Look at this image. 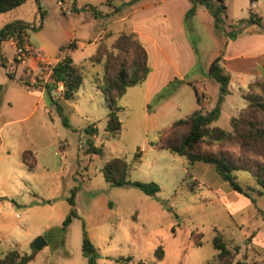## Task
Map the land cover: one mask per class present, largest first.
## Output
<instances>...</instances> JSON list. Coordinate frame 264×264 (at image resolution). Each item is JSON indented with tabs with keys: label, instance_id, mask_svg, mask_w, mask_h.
Returning a JSON list of instances; mask_svg holds the SVG:
<instances>
[{
	"label": "rangeland",
	"instance_id": "1",
	"mask_svg": "<svg viewBox=\"0 0 264 264\" xmlns=\"http://www.w3.org/2000/svg\"><path fill=\"white\" fill-rule=\"evenodd\" d=\"M105 1L70 0L69 4L75 3L79 9L66 14L58 0H29L13 11L0 14V27L9 21L28 23L35 28L28 32L35 48L44 47L54 60L61 56L62 47L71 37L87 39L86 47L76 52L75 57L80 60L95 53V45L90 43L98 41L99 35L105 36L108 24L83 8L92 5L99 9ZM223 1L227 7V30L252 12V0ZM253 1L264 17V0ZM201 29L195 31L192 25L189 27V39L199 58L186 81L167 87L162 91L164 97L155 96L149 107L143 87H131L119 102L122 127L117 133L106 131L109 108L93 81L98 74L103 75L102 64L87 62L80 90L65 102L72 127L63 125L55 109L45 101L38 116L26 123L30 128L33 125L32 136L18 139L20 144L42 142L44 148L37 155L36 174H29L20 186L14 187V204L6 202L0 259L2 253L17 249L25 257L24 264H89L83 254L85 222L89 238L99 253L97 264H123L117 261L120 258H130L126 264H211L218 255L213 244L217 234L233 250L240 248L238 259L247 264H264V195L259 194L254 176L248 171L235 172L243 188L255 189L250 191L253 202L234 191L213 165L198 162L190 166L185 157L156 147L157 126L186 118L198 109L196 89L209 92L201 96L203 112L215 106L212 93H218L219 84L191 82L195 76L203 75L202 70L215 53V45L217 49L207 27ZM60 90L57 96L61 95ZM248 91L249 88L243 92V98ZM170 98L173 105L166 112L153 114L161 101ZM243 98L233 102L238 107L248 104ZM228 118L226 113L218 125H230L232 130L234 117L230 124ZM91 125L96 126L93 130H98L96 137L86 132ZM212 126L215 127L214 123ZM186 131L181 128L179 136ZM90 143L102 148L103 153H88ZM203 148L216 150L218 146ZM227 149L239 154L235 146ZM117 157L131 165L130 180L156 182L161 191L150 196L138 187H119L108 182L103 167ZM75 187L80 188L75 205L78 217L64 230L63 222L72 208L68 198ZM40 237L45 238L47 245L38 250L34 242ZM196 239L202 242L201 246L196 245Z\"/></svg>",
	"mask_w": 264,
	"mask_h": 264
},
{
	"label": "trees",
	"instance_id": "2",
	"mask_svg": "<svg viewBox=\"0 0 264 264\" xmlns=\"http://www.w3.org/2000/svg\"><path fill=\"white\" fill-rule=\"evenodd\" d=\"M27 1L29 0H0V14L13 11ZM137 1L131 0L128 5H132ZM191 2L192 7L187 12L186 18L190 19L196 14L199 3L205 4L215 18L216 28L225 34L228 41L236 40L247 26L251 24L259 26L264 31L261 18L257 17L253 12H251L249 18L241 19L237 23L231 24L229 30H227L225 28L226 6L223 0H218L217 2L213 0H191ZM83 10H89L95 14L98 13L97 8L92 5L85 6ZM29 27L22 21H15L6 25L0 31V42ZM75 47V42L72 41L62 47L61 50L65 52ZM222 55L215 58L210 66V76L220 85L219 96L215 106L207 112H203L199 108L190 116L179 119L159 130V141L156 147L166 148L172 153L185 157L190 166H194L198 162L213 165L220 177L228 182L234 191L251 198L254 202L255 200L252 198L250 191L254 192L255 189L243 188L235 172H250L259 187V194L264 195V75L249 85V91L244 95L248 104L238 117L232 119V130H226L218 126L213 127L212 124L221 117L222 105L225 97L229 94L231 81V75L220 63ZM88 62L103 65V75L100 77L98 74L93 81L103 93L109 108L106 131L109 134L117 133L122 127L119 117V102L125 97L128 88L145 83L152 70L148 51L140 41L137 33L123 32L117 36L114 42L109 43L107 40H101L97 53ZM87 64H75L72 56L67 53L64 59L59 61L54 67L53 82L44 86L49 102L67 127L72 126L65 114V108L57 96L58 84L64 85L61 95L65 100L74 98L83 84L85 69L88 68ZM0 66L6 67L2 61L1 49ZM8 76L12 78L10 73H8ZM181 82L183 80L175 79L169 87ZM35 85L43 88L37 83ZM196 95L197 102L201 105V95L197 89ZM156 97L157 99H162L164 92L157 94ZM181 128H185L187 131L180 137L179 130ZM86 131L90 135L97 132L93 130V126H89ZM205 145L208 147L218 146V148L216 150L203 148ZM228 146L237 147L239 154L227 149ZM87 152L91 155L102 154L103 149L90 143ZM137 157L141 158L140 152L137 153ZM22 161L30 170H33L37 165V158L31 151L23 153ZM131 168V165L125 159L117 157L109 160L104 165L103 174L105 179L115 186L138 187L150 196H156L161 191L160 186L156 182L130 180ZM79 190V187H75L68 198L72 208L63 222L64 230L68 228L74 218L78 217L75 205ZM195 242L197 246L202 245L200 240L196 239ZM213 244L218 250V255L211 264H247L237 258L240 248L236 247L234 250L230 248L221 234H217L213 238ZM83 254L88 259L89 264H97L99 253L89 238L85 222L83 223ZM129 260L130 258H120L117 261L126 264L125 262ZM25 261V257L19 250L11 249L0 259V264H24Z\"/></svg>",
	"mask_w": 264,
	"mask_h": 264
},
{
	"label": "crops",
	"instance_id": "3",
	"mask_svg": "<svg viewBox=\"0 0 264 264\" xmlns=\"http://www.w3.org/2000/svg\"><path fill=\"white\" fill-rule=\"evenodd\" d=\"M69 1L67 0L68 3ZM130 1L112 0L111 3H107L106 0L101 8H97V14L88 11L96 17L104 18V23L108 24L104 31L105 36L99 35L98 41L95 39L90 43L95 45V53H91L92 55L83 57L80 60L76 59V52L86 47L84 42L87 39L78 36L70 38L66 45L74 41L76 47L67 51L72 56L75 64L87 63L97 53L101 40H107L111 43L123 32L137 33L140 41L148 51L152 68L146 82L140 85L144 89V98L149 107L155 96L169 87L175 79L186 81L189 74L195 69L199 54H196L195 46L189 39V27L192 25L194 30L197 31L198 29L202 30L201 28L205 26L217 42V49L215 45V53L208 60L207 67L202 70L203 75L195 76L194 81L191 82L194 84L197 81L204 83L215 81L210 76V66L215 58L223 54L220 63L231 75V81L229 94L225 97L222 105L221 117L214 125L221 127L218 123L226 113L229 116L228 124H230L231 118L235 117L247 105V103H242L238 107V104L234 103L233 100L243 98L242 94L248 90L249 85L264 74V31L259 26L251 24L236 40L228 41L225 34L216 28L215 18L205 4L199 3L196 14L187 19L186 14L192 7L191 0H138L134 4L128 5ZM70 6L73 11L79 9V6H76L75 3H70ZM118 7L120 9L117 10ZM257 7V4L255 8L252 7V12L261 18L264 25V17L257 10ZM13 22L15 21H9L2 25L0 31ZM28 29L30 31L33 28L29 27ZM29 41L34 47L36 46L31 41L30 36ZM223 48L224 50H222ZM0 49L2 61L6 65V67L0 66V234H2L3 226L6 223L3 211L6 202L10 201L13 204L15 202L14 187L20 186L21 180L29 174L35 175L38 169L36 165L33 170H30L22 161V155L26 151H31L37 158V155L44 148L42 142L20 144L18 139L23 135L25 137L32 136L31 129L33 125L30 128L26 123L38 116L41 106L45 104V101L49 102V99L45 89L35 85V77L38 74L36 60L29 58L24 63L15 61L14 48L9 39L0 42ZM39 49H44V47H39ZM8 73L12 75V78L8 76ZM197 91L201 96L202 94H209L207 91L206 93L200 90ZM100 94H102L101 91ZM218 96L219 91L218 93H212L213 102L217 100ZM58 97L65 108L67 100L62 95ZM172 105L171 98L165 99L159 103L153 114L166 112ZM201 107L202 105L198 104V109ZM65 114L68 117L66 109ZM172 123L163 124L161 127L157 126L156 130L159 131ZM24 128L25 130H23ZM221 128L229 130L231 126ZM96 136L97 134L94 135V137ZM16 204L18 205V203ZM5 253H2L3 256Z\"/></svg>",
	"mask_w": 264,
	"mask_h": 264
},
{
	"label": "built area",
	"instance_id": "4",
	"mask_svg": "<svg viewBox=\"0 0 264 264\" xmlns=\"http://www.w3.org/2000/svg\"><path fill=\"white\" fill-rule=\"evenodd\" d=\"M252 7H256V3L252 0ZM58 5L62 6L63 11L66 14H72L73 8L67 2V0H58ZM29 29L26 28L21 32H17L12 35L9 40L14 48L15 61L24 63L27 59L32 58L36 60V68L38 70L37 82L44 89V86L51 84L53 82V73L55 65L64 59L68 51L62 52L58 60H53L44 49L35 48L29 41L28 36ZM60 91L64 90L63 84H58Z\"/></svg>",
	"mask_w": 264,
	"mask_h": 264
},
{
	"label": "water",
	"instance_id": "5",
	"mask_svg": "<svg viewBox=\"0 0 264 264\" xmlns=\"http://www.w3.org/2000/svg\"><path fill=\"white\" fill-rule=\"evenodd\" d=\"M45 245L47 242L44 237H40L34 242V247L38 250H41Z\"/></svg>",
	"mask_w": 264,
	"mask_h": 264
}]
</instances>
